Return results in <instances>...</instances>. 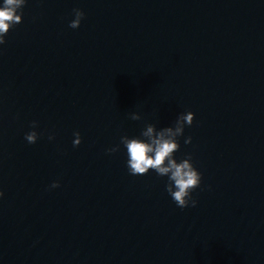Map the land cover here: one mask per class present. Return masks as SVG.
<instances>
[{
  "label": "water",
  "instance_id": "1",
  "mask_svg": "<svg viewBox=\"0 0 264 264\" xmlns=\"http://www.w3.org/2000/svg\"><path fill=\"white\" fill-rule=\"evenodd\" d=\"M5 40L0 264H264V0H27ZM189 111L181 209L120 137Z\"/></svg>",
  "mask_w": 264,
  "mask_h": 264
},
{
  "label": "clouds",
  "instance_id": "2",
  "mask_svg": "<svg viewBox=\"0 0 264 264\" xmlns=\"http://www.w3.org/2000/svg\"><path fill=\"white\" fill-rule=\"evenodd\" d=\"M27 0H3L0 5V45L6 43L5 37L8 32L17 24L23 22V8ZM74 19L69 27L77 29L84 19L85 13L81 9H73ZM132 120H140L138 113H131ZM195 113L189 111L180 114L173 126L157 129L154 124H146L139 137H120V144L126 148L127 167L131 175H145L149 170L155 171L160 177H167L166 191L172 197L176 205L181 208L195 207L197 201L193 199L192 192L201 185L202 174L194 166L191 154L179 161L175 153L180 150L178 138L183 136L185 126H191ZM38 127L36 121H32V131L25 134L29 144H35L39 133L35 130ZM73 146H79L82 142L79 131L74 132ZM54 137L49 136V139ZM191 143V137L185 139V144ZM120 145L107 149L109 154L119 151ZM60 187L59 181H54L50 188ZM3 192L0 191V197Z\"/></svg>",
  "mask_w": 264,
  "mask_h": 264
}]
</instances>
